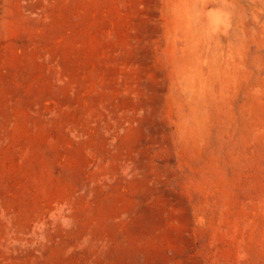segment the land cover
I'll list each match as a JSON object with an SVG mask.
<instances>
[{"label":"rangeland","instance_id":"rangeland-1","mask_svg":"<svg viewBox=\"0 0 264 264\" xmlns=\"http://www.w3.org/2000/svg\"><path fill=\"white\" fill-rule=\"evenodd\" d=\"M190 1L0 0V264H264V0Z\"/></svg>","mask_w":264,"mask_h":264},{"label":"bare ground","instance_id":"bare-ground-1","mask_svg":"<svg viewBox=\"0 0 264 264\" xmlns=\"http://www.w3.org/2000/svg\"><path fill=\"white\" fill-rule=\"evenodd\" d=\"M190 3H192L193 5L194 4H196V1L195 0H191L190 1ZM251 9H253V8H251ZM190 22H194L195 23V16H190ZM216 23H218V24H221L219 21H216ZM264 26V25H263ZM263 26H262V30L264 29L263 28ZM203 29H205V31L207 30L208 32H209V30L206 28V27H202ZM235 29H236V35L235 36H237V38H238V40L240 39V40H242L246 45H249V40H246L245 39V34H247L248 32H255L256 33V35H260V33H261V28H259V29H257V30H253V28L251 27V25H250V23H249V21H237L236 23H235ZM241 32H243V33H241ZM255 37V36H254ZM253 42V41H252ZM230 55V54H229ZM228 55V58H230L231 56H229ZM200 79V78H199ZM201 81V80H200ZM223 88V87H222ZM224 89V88H223Z\"/></svg>","mask_w":264,"mask_h":264}]
</instances>
